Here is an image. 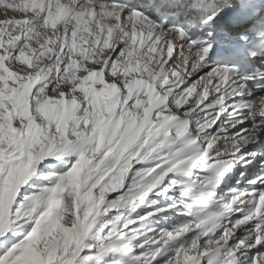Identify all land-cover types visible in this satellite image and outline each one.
<instances>
[{
  "label": "snow or ice",
  "instance_id": "obj_1",
  "mask_svg": "<svg viewBox=\"0 0 264 264\" xmlns=\"http://www.w3.org/2000/svg\"><path fill=\"white\" fill-rule=\"evenodd\" d=\"M0 10V264H264V0Z\"/></svg>",
  "mask_w": 264,
  "mask_h": 264
},
{
  "label": "bare ground",
  "instance_id": "obj_2",
  "mask_svg": "<svg viewBox=\"0 0 264 264\" xmlns=\"http://www.w3.org/2000/svg\"><path fill=\"white\" fill-rule=\"evenodd\" d=\"M0 13H2V10H0ZM11 15V13H10ZM4 18L2 14H0V19Z\"/></svg>",
  "mask_w": 264,
  "mask_h": 264
}]
</instances>
